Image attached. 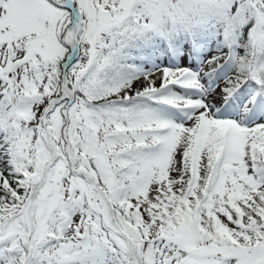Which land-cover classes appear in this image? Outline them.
<instances>
[{"label":"snow or ice","instance_id":"snow-or-ice-1","mask_svg":"<svg viewBox=\"0 0 264 264\" xmlns=\"http://www.w3.org/2000/svg\"><path fill=\"white\" fill-rule=\"evenodd\" d=\"M0 264H264V0H0Z\"/></svg>","mask_w":264,"mask_h":264}]
</instances>
